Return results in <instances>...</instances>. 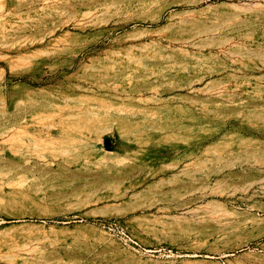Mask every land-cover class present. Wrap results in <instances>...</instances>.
Here are the masks:
<instances>
[{
    "label": "rangeland",
    "instance_id": "1",
    "mask_svg": "<svg viewBox=\"0 0 264 264\" xmlns=\"http://www.w3.org/2000/svg\"><path fill=\"white\" fill-rule=\"evenodd\" d=\"M0 264H264V0H0Z\"/></svg>",
    "mask_w": 264,
    "mask_h": 264
},
{
    "label": "crops",
    "instance_id": "2",
    "mask_svg": "<svg viewBox=\"0 0 264 264\" xmlns=\"http://www.w3.org/2000/svg\"><path fill=\"white\" fill-rule=\"evenodd\" d=\"M106 148H107V152H111L109 151L111 147L106 146ZM137 164H138L137 170L135 169L136 175L137 177H139L140 175L145 176L146 177L145 183H146L147 177L155 174V171H153L154 164L150 163L147 157L143 158L141 163L138 162ZM139 183L137 185L138 187L140 185ZM144 191H147V187L142 189V192ZM87 206H89L90 208L86 207L85 209L81 211L82 214L87 217H94V216H110L111 217V216H121L124 214H128V211L126 210V206H127L126 203L110 202L107 204H104V203L99 204L97 206L96 205L92 206L88 204Z\"/></svg>",
    "mask_w": 264,
    "mask_h": 264
},
{
    "label": "water",
    "instance_id": "3",
    "mask_svg": "<svg viewBox=\"0 0 264 264\" xmlns=\"http://www.w3.org/2000/svg\"><path fill=\"white\" fill-rule=\"evenodd\" d=\"M105 144H106V146H111V139H109V138H107L106 140H105Z\"/></svg>",
    "mask_w": 264,
    "mask_h": 264
},
{
    "label": "built area",
    "instance_id": "4",
    "mask_svg": "<svg viewBox=\"0 0 264 264\" xmlns=\"http://www.w3.org/2000/svg\"><path fill=\"white\" fill-rule=\"evenodd\" d=\"M120 233L123 234L124 237L130 239V237L127 234H125L122 230H120Z\"/></svg>",
    "mask_w": 264,
    "mask_h": 264
}]
</instances>
